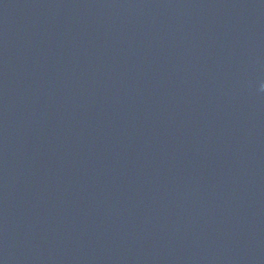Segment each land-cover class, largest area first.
Here are the masks:
<instances>
[{
    "label": "water",
    "instance_id": "1",
    "mask_svg": "<svg viewBox=\"0 0 264 264\" xmlns=\"http://www.w3.org/2000/svg\"><path fill=\"white\" fill-rule=\"evenodd\" d=\"M264 0H0V264H264Z\"/></svg>",
    "mask_w": 264,
    "mask_h": 264
},
{
    "label": "clouds",
    "instance_id": "2",
    "mask_svg": "<svg viewBox=\"0 0 264 264\" xmlns=\"http://www.w3.org/2000/svg\"><path fill=\"white\" fill-rule=\"evenodd\" d=\"M260 91L264 92V82H261L259 85Z\"/></svg>",
    "mask_w": 264,
    "mask_h": 264
}]
</instances>
